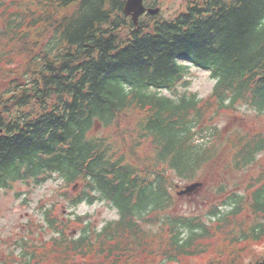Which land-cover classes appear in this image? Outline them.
Returning a JSON list of instances; mask_svg holds the SVG:
<instances>
[{
	"label": "trees",
	"instance_id": "trees-1",
	"mask_svg": "<svg viewBox=\"0 0 264 264\" xmlns=\"http://www.w3.org/2000/svg\"><path fill=\"white\" fill-rule=\"evenodd\" d=\"M125 3L0 0V191L57 175L71 207L117 209L102 230L81 221L76 240L57 230L51 250L81 264L96 256L97 264H180L217 240L225 246L216 252L234 256L201 264H264V253L243 261L247 244L264 242V131L224 140L228 162L213 124L241 106L264 116V0H185L176 17L146 15L137 27ZM190 64L216 82L208 99L158 94L187 85ZM131 114L136 145L150 158L120 153L95 133ZM244 172L252 177L240 191ZM173 177L206 180L219 204L172 214ZM26 259L43 261L36 249Z\"/></svg>",
	"mask_w": 264,
	"mask_h": 264
},
{
	"label": "rangeland",
	"instance_id": "rangeland-1",
	"mask_svg": "<svg viewBox=\"0 0 264 264\" xmlns=\"http://www.w3.org/2000/svg\"><path fill=\"white\" fill-rule=\"evenodd\" d=\"M154 1L161 8L162 16L167 19L176 17L184 10L185 6V0H146L148 4H152ZM186 82L187 85H179L176 94L170 91H163L161 94L170 97L196 94L205 100L211 96L216 84L209 72L193 65H191L190 75ZM212 115L211 112L208 116ZM135 122L136 114L126 115L121 117L111 128L97 126L95 133L97 136L107 137L110 142L116 144L118 146L116 149L120 153L130 155L134 148L140 157L150 158L148 146L138 147L136 145L134 140ZM213 124L219 127L221 133V141L223 140L221 149L225 147L220 153L229 157V162L232 150L230 147H226L227 143L224 140H227L235 132L246 131L245 129H251L253 126L254 131H264V116L256 117L250 109L241 106L238 112L225 113ZM260 164V162L257 163L251 169L255 168L254 170H256ZM250 177L252 175L244 172L237 176L240 183L233 179L229 180V183L233 185L237 182L241 186L240 191H244ZM173 179L171 191L178 198V203L171 210L172 214L204 215L212 205L219 204L221 198L218 199L209 190L210 186L209 188L205 187L206 180L198 179L192 182H201L203 185L192 195L179 197L177 193L192 183L184 182L177 177H173ZM214 180L216 181L217 178L214 177ZM70 191L71 188L68 191V187L57 175L41 186L31 183H16L12 189L0 191V264H25L26 257H31L34 249L38 255H41L43 261L40 264H81V257L71 256L67 259V250L64 251L63 248L56 252L51 250L54 239L60 238L57 230L63 231L67 242L76 240L81 235L82 227L79 225L81 221H86L87 224L99 231L107 223L118 220L119 212L106 201H98L94 205L83 203L73 208L67 198L70 196ZM50 220H53V224L50 223ZM219 241L212 243L206 254L184 258L180 264H201L216 257L217 260H228V258L231 260L234 253L228 252L223 255L216 252L218 247L225 246L223 242L219 243ZM263 253L264 242L247 244L243 261L254 260ZM219 254L221 255L219 256ZM86 259L89 264H97L99 257H87ZM148 264H156V262Z\"/></svg>",
	"mask_w": 264,
	"mask_h": 264
},
{
	"label": "water",
	"instance_id": "water-1",
	"mask_svg": "<svg viewBox=\"0 0 264 264\" xmlns=\"http://www.w3.org/2000/svg\"><path fill=\"white\" fill-rule=\"evenodd\" d=\"M148 12L152 16L159 14L160 9H146L144 6V0H127L125 4L124 13L127 16H132L133 22L137 25L139 22L140 16ZM202 184L196 183L191 186H188L186 189L179 192L180 196H185L196 192Z\"/></svg>",
	"mask_w": 264,
	"mask_h": 264
}]
</instances>
